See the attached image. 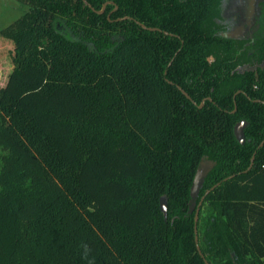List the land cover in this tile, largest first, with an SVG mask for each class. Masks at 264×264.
<instances>
[{
    "label": "trees",
    "instance_id": "1",
    "mask_svg": "<svg viewBox=\"0 0 264 264\" xmlns=\"http://www.w3.org/2000/svg\"><path fill=\"white\" fill-rule=\"evenodd\" d=\"M17 1L0 264H205L204 195L205 260L264 264V14L236 40L222 0Z\"/></svg>",
    "mask_w": 264,
    "mask_h": 264
},
{
    "label": "flooded vegetation",
    "instance_id": "2",
    "mask_svg": "<svg viewBox=\"0 0 264 264\" xmlns=\"http://www.w3.org/2000/svg\"><path fill=\"white\" fill-rule=\"evenodd\" d=\"M251 1L252 0H243L240 8L229 4V0L221 1L220 12L223 16L222 24L225 26L227 34L233 39L250 40L253 38V33L260 27L258 18H261L264 14V6H258L260 13L255 17V23L252 24L255 12L252 10Z\"/></svg>",
    "mask_w": 264,
    "mask_h": 264
},
{
    "label": "rangeland",
    "instance_id": "3",
    "mask_svg": "<svg viewBox=\"0 0 264 264\" xmlns=\"http://www.w3.org/2000/svg\"><path fill=\"white\" fill-rule=\"evenodd\" d=\"M243 0H229V4L232 6L241 7V3ZM264 2V0H252V10L254 13V20L260 13V9L258 6L260 3ZM27 7L23 4L19 3L17 0H0V30L11 24L14 20L22 16V14L26 11ZM61 29V28H60ZM11 49V45L8 42H5L0 39V86L3 85L5 81V76L7 75L10 69L9 62V52ZM167 204V202H166Z\"/></svg>",
    "mask_w": 264,
    "mask_h": 264
},
{
    "label": "water",
    "instance_id": "4",
    "mask_svg": "<svg viewBox=\"0 0 264 264\" xmlns=\"http://www.w3.org/2000/svg\"><path fill=\"white\" fill-rule=\"evenodd\" d=\"M246 126H247V122L246 121H241V122L237 123L235 125V127H234L235 137H236L237 141L240 144H244L245 143L244 129L246 128ZM212 167H213V163L204 162V161L201 162L200 165L198 166V168L196 170V173H195V176H194L193 186H192V189H191L192 201H191L190 211H193L195 209V199H196V197L199 194V190H200V188L202 186V183H203L205 177L211 171ZM250 168H251V166L249 167V169ZM217 185H215L211 190H213ZM209 191H207L206 194H208ZM204 199H205V195L201 197L200 202L198 203V205H197V207L195 209L194 233H195V243H196V248H197L198 254L204 259L205 264H209L205 260L203 254H202V252L200 250V246L198 244V236H197V233H198L197 232V223H198V219H199V211H200V207H201ZM160 210L162 211V213L164 214V217L166 218V215H167V204H166V198L165 197L161 198V200H160Z\"/></svg>",
    "mask_w": 264,
    "mask_h": 264
}]
</instances>
